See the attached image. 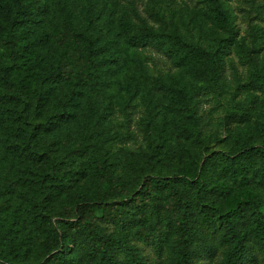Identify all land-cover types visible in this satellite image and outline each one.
Here are the masks:
<instances>
[{
	"label": "rangeland",
	"instance_id": "rangeland-1",
	"mask_svg": "<svg viewBox=\"0 0 264 264\" xmlns=\"http://www.w3.org/2000/svg\"><path fill=\"white\" fill-rule=\"evenodd\" d=\"M216 1L224 16L214 0H24L27 19L0 15V261L41 264L54 228L75 220L76 195L98 194L99 165L128 195L150 177L229 187L225 208L264 194L256 179L233 182L221 167L243 140L264 146V0ZM64 17L94 43L90 90L38 76L58 63ZM141 31L214 52L220 69L204 76L179 46L137 41ZM123 234L146 263L164 264L136 231ZM223 248L202 263L222 264ZM67 255L90 264L82 247Z\"/></svg>",
	"mask_w": 264,
	"mask_h": 264
},
{
	"label": "trees",
	"instance_id": "trees-1",
	"mask_svg": "<svg viewBox=\"0 0 264 264\" xmlns=\"http://www.w3.org/2000/svg\"><path fill=\"white\" fill-rule=\"evenodd\" d=\"M214 2L216 11L224 16L223 9ZM261 8L264 16V3ZM13 14L14 19L24 20L30 16V9L24 0H0V15ZM56 28L58 63L53 69L39 70V78L44 83L77 78L84 88L92 89L94 72L86 68L92 65L93 41L69 18L60 19ZM135 37L162 50L173 51L179 46L191 62L203 64L204 76L212 77L220 69L214 52L184 38L173 42L152 38L146 31ZM261 81L264 85V73ZM234 116L242 119L248 114ZM221 161L222 171L231 181L256 179L264 187V146L243 140ZM99 167L98 194L81 191L76 195L75 220H62L60 227L54 228L55 247L41 264H74L75 259L67 255L72 246L85 249L90 264H148L131 239L125 238L126 231H136L158 257H165L164 264H203L207 253L222 246V264H253L260 254L264 257V194L248 195L235 207L225 208L229 187L207 188L202 182L180 177L169 181L150 177L128 195L121 176ZM4 242L9 249V241L5 238ZM0 264L9 263L3 260Z\"/></svg>",
	"mask_w": 264,
	"mask_h": 264
}]
</instances>
